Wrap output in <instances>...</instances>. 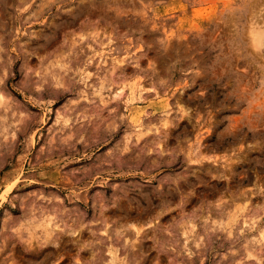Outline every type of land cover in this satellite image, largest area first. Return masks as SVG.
I'll use <instances>...</instances> for the list:
<instances>
[{
  "label": "rangeland",
  "instance_id": "374dc122",
  "mask_svg": "<svg viewBox=\"0 0 264 264\" xmlns=\"http://www.w3.org/2000/svg\"><path fill=\"white\" fill-rule=\"evenodd\" d=\"M264 0H0V264H264Z\"/></svg>",
  "mask_w": 264,
  "mask_h": 264
},
{
  "label": "bare ground",
  "instance_id": "6f19581e",
  "mask_svg": "<svg viewBox=\"0 0 264 264\" xmlns=\"http://www.w3.org/2000/svg\"><path fill=\"white\" fill-rule=\"evenodd\" d=\"M254 39L257 41L259 40V43L264 45V30H259L255 32Z\"/></svg>",
  "mask_w": 264,
  "mask_h": 264
}]
</instances>
